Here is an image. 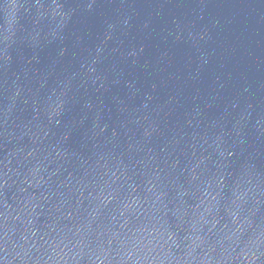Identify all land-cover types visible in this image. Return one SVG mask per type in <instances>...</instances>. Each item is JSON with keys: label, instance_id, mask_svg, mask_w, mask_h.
Wrapping results in <instances>:
<instances>
[{"label": "water", "instance_id": "obj_1", "mask_svg": "<svg viewBox=\"0 0 264 264\" xmlns=\"http://www.w3.org/2000/svg\"><path fill=\"white\" fill-rule=\"evenodd\" d=\"M0 264H264V0H0Z\"/></svg>", "mask_w": 264, "mask_h": 264}]
</instances>
